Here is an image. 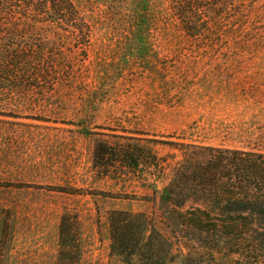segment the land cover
Here are the masks:
<instances>
[{"label":"rangeland","instance_id":"rangeland-1","mask_svg":"<svg viewBox=\"0 0 264 264\" xmlns=\"http://www.w3.org/2000/svg\"><path fill=\"white\" fill-rule=\"evenodd\" d=\"M71 2L73 22L0 4V264H55L65 213L78 264H113L108 211L158 213L167 182L113 161L117 142L264 151V0Z\"/></svg>","mask_w":264,"mask_h":264},{"label":"trees","instance_id":"trees-1","mask_svg":"<svg viewBox=\"0 0 264 264\" xmlns=\"http://www.w3.org/2000/svg\"><path fill=\"white\" fill-rule=\"evenodd\" d=\"M23 2L57 20L77 17L71 0ZM156 142L178 151L174 162L169 159L175 155H157ZM110 154L122 167L155 170L167 179L158 195V213L108 211L113 264H166L180 240L192 252L184 256L185 264H264V151L145 139L117 142ZM78 224L75 215H61L55 264H78Z\"/></svg>","mask_w":264,"mask_h":264}]
</instances>
